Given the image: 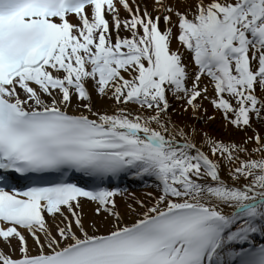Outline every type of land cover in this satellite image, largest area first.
<instances>
[{"label": "snow or ice", "instance_id": "1", "mask_svg": "<svg viewBox=\"0 0 264 264\" xmlns=\"http://www.w3.org/2000/svg\"><path fill=\"white\" fill-rule=\"evenodd\" d=\"M0 264H264V0H0Z\"/></svg>", "mask_w": 264, "mask_h": 264}, {"label": "bare ground", "instance_id": "2", "mask_svg": "<svg viewBox=\"0 0 264 264\" xmlns=\"http://www.w3.org/2000/svg\"><path fill=\"white\" fill-rule=\"evenodd\" d=\"M174 44H175V42H174ZM100 103L107 104L109 102H107V101L99 102L98 101V105ZM211 130L216 132L218 135H229L230 134V133H225V132L221 131V127H220V124H219L218 121L215 124H213ZM236 136H237V138H239V133H236ZM133 184H134V187L129 189L130 192H135L137 195H141L145 191V189L143 187H141L139 184H137L136 182L133 181ZM148 190L151 191V189H148ZM117 199H118V201H120L119 197ZM120 203H121V206L123 207V201H120ZM84 210H85V212L88 213L89 216L93 215V213H92V205H91L90 202H87V201L85 202Z\"/></svg>", "mask_w": 264, "mask_h": 264}]
</instances>
